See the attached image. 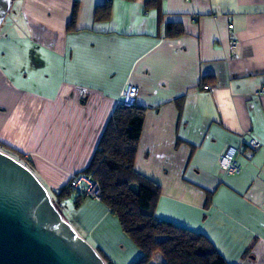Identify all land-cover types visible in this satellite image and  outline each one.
Wrapping results in <instances>:
<instances>
[{"label": "crops", "instance_id": "0c3cea01", "mask_svg": "<svg viewBox=\"0 0 264 264\" xmlns=\"http://www.w3.org/2000/svg\"><path fill=\"white\" fill-rule=\"evenodd\" d=\"M130 85L147 109L134 169L161 188L156 218L203 234L228 264H264V0L12 1L0 145L30 161L55 204ZM247 132L261 148L222 176L219 156ZM58 209L111 264L141 258L103 202L73 195Z\"/></svg>", "mask_w": 264, "mask_h": 264}, {"label": "trees", "instance_id": "16d2710c", "mask_svg": "<svg viewBox=\"0 0 264 264\" xmlns=\"http://www.w3.org/2000/svg\"><path fill=\"white\" fill-rule=\"evenodd\" d=\"M146 111L136 103L118 106L89 168L82 173L99 183L101 202L118 218L123 233L141 250L142 256L135 264H150L157 253L163 257V264H228L203 234L156 218L161 188L134 169ZM6 149L31 168L30 161L22 154ZM73 195L69 184L60 189L55 193L56 206ZM79 204L80 201L76 202ZM101 257L105 264H111Z\"/></svg>", "mask_w": 264, "mask_h": 264}, {"label": "water", "instance_id": "95a60500", "mask_svg": "<svg viewBox=\"0 0 264 264\" xmlns=\"http://www.w3.org/2000/svg\"><path fill=\"white\" fill-rule=\"evenodd\" d=\"M13 0H0V27ZM0 264H105L34 172L0 151Z\"/></svg>", "mask_w": 264, "mask_h": 264}, {"label": "built area", "instance_id": "2783aa9c", "mask_svg": "<svg viewBox=\"0 0 264 264\" xmlns=\"http://www.w3.org/2000/svg\"><path fill=\"white\" fill-rule=\"evenodd\" d=\"M233 28L232 25L229 26ZM231 47L234 50L239 48L237 41L231 42ZM260 95L264 94V88L261 89ZM138 95V88L129 86L121 93V100L118 101V106H132L136 103ZM247 140H242L238 147H228L218 158V165L220 174L222 176H238L241 174V167L237 162V156L242 155L246 159H252L257 151L261 148V143L258 139L252 136L251 132H247ZM69 186L74 195L101 201V189L99 183L94 180L90 175L85 173H78L71 177Z\"/></svg>", "mask_w": 264, "mask_h": 264}, {"label": "rangeland", "instance_id": "374dc122", "mask_svg": "<svg viewBox=\"0 0 264 264\" xmlns=\"http://www.w3.org/2000/svg\"><path fill=\"white\" fill-rule=\"evenodd\" d=\"M10 12V11H9ZM9 12H8V14H9ZM7 14V15H8ZM0 150H2V151H4V152H7V153H10V151H8L6 148H2V147H0ZM11 154V153H10Z\"/></svg>", "mask_w": 264, "mask_h": 264}]
</instances>
